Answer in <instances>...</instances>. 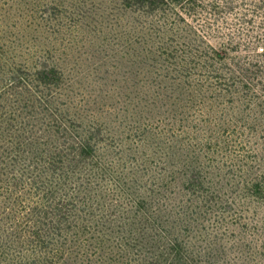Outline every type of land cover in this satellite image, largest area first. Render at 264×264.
<instances>
[{"label":"rangeland","instance_id":"1","mask_svg":"<svg viewBox=\"0 0 264 264\" xmlns=\"http://www.w3.org/2000/svg\"><path fill=\"white\" fill-rule=\"evenodd\" d=\"M200 1L203 23L216 28L206 41L233 45L226 48L227 66L235 69L231 56L248 65L247 55L264 51V41L251 45L248 35L264 33V15L239 0L234 9ZM166 2L158 14L148 0H0L3 42L16 60L43 62L62 76L85 127L94 126L100 149L132 185L157 184L152 200L159 212L133 249L134 264H264V192L252 196L245 187L252 178L264 187V151L256 138L245 147L243 128L228 125L231 111H224L222 97L199 88L203 78L183 74L179 55L157 46H191L189 27L209 31L195 14ZM174 10L183 19L171 29ZM218 66L222 75L229 71ZM192 193L201 205L194 221L186 210V217L178 215Z\"/></svg>","mask_w":264,"mask_h":264},{"label":"trees","instance_id":"2","mask_svg":"<svg viewBox=\"0 0 264 264\" xmlns=\"http://www.w3.org/2000/svg\"><path fill=\"white\" fill-rule=\"evenodd\" d=\"M166 1L148 0V6L160 14ZM210 1L207 6L213 9L219 1L227 9L236 4V0ZM239 1L250 5L249 11L264 15V0ZM173 2L178 10L204 18L197 9L206 5L202 1ZM172 12L174 29L179 26L176 18H183ZM166 21L165 13L162 22ZM211 23L204 21L209 29L205 34L188 28L193 30L194 45L157 46L179 55L183 74L200 75L204 82H197L198 87L216 92L224 111H231L225 112L231 119L228 125L242 127L238 134L247 137L244 144L256 138V146L264 151V99L255 89L264 92V51H256L250 60L247 55L248 65L231 56L235 69L230 68L224 63L225 54L233 45L218 47L205 39L216 29ZM3 26L0 15V264H134L138 258L133 261V256L138 254L133 249L142 245V234L152 228L147 223L159 212L160 204L152 200L157 184L153 179L135 186L129 182L100 149L94 126L85 127L83 111L64 91L62 76L43 62L29 66L16 60L10 45L3 42ZM248 35L251 45L264 41V33ZM190 56L196 64L190 65ZM219 64L229 70L226 75ZM194 186L192 182L190 187ZM245 187L252 196L264 192L254 178ZM195 200L193 193L184 197L178 215L186 217V210L193 217L188 219L196 220L201 205Z\"/></svg>","mask_w":264,"mask_h":264}]
</instances>
